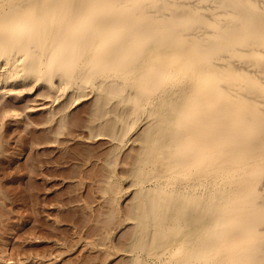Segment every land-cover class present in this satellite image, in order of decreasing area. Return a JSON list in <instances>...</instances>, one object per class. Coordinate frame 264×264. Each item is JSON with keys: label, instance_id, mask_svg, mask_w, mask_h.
Listing matches in <instances>:
<instances>
[{"label": "bare ground", "instance_id": "1", "mask_svg": "<svg viewBox=\"0 0 264 264\" xmlns=\"http://www.w3.org/2000/svg\"><path fill=\"white\" fill-rule=\"evenodd\" d=\"M24 93L54 136L88 100L70 119L111 146L100 195H130L93 218L131 225L107 258L264 264V0H0V128L24 116Z\"/></svg>", "mask_w": 264, "mask_h": 264}, {"label": "rangeland", "instance_id": "2", "mask_svg": "<svg viewBox=\"0 0 264 264\" xmlns=\"http://www.w3.org/2000/svg\"><path fill=\"white\" fill-rule=\"evenodd\" d=\"M34 95L24 93L22 96L25 101L16 105L17 110V107L13 108L17 112L20 108L24 116L16 119L9 117L4 127L0 128V264H5V261L7 263V259L10 261L9 264H125L127 258L123 255L111 254L107 258L103 246L108 245L109 241H117V238L125 240L131 225L123 224L116 229L112 228V234L97 229L94 225L93 218L99 215V212L104 213L107 212L104 210H108L121 214L124 209L127 211L130 195L125 192L119 197L115 203L116 209L115 206L110 207L109 195L104 197L100 195L99 187L103 185V181L99 179L104 176L101 174L102 171L103 174L106 173L103 163L104 160H109L111 146L103 142V139L84 141L79 137L81 134H77L81 133L82 128H75L72 125L76 118L83 119L82 110L84 108L85 111L87 108L88 100L77 104L66 113L70 122L68 123L66 118L68 124L66 123L60 133L54 136L52 131L57 128L56 121L46 129L45 127L38 129L35 125L37 121L32 126V122L39 118L37 114L41 112L29 111L27 108L32 102L30 100L36 99ZM70 114L73 118L75 116L73 123ZM79 119L77 121L81 122ZM38 132V138L41 139L43 135L44 140L35 137ZM21 133L27 135L25 139ZM52 139L54 142H50ZM129 148L124 147L118 154L116 165L118 171L116 169L115 172H119L120 175H125L121 163L130 159ZM70 172H75V175ZM90 177L93 180L89 179ZM123 185L124 182L120 186ZM107 188L113 187L108 185ZM88 195H91V202L87 200ZM84 200L88 201V204ZM62 211L67 213L61 216ZM77 220H80L79 223ZM81 221H86L87 225L80 224ZM89 225L95 230L90 235H84V229ZM62 233H66V237ZM101 234L103 237L99 240ZM95 239L97 242L101 241L98 246L95 245L97 244Z\"/></svg>", "mask_w": 264, "mask_h": 264}]
</instances>
